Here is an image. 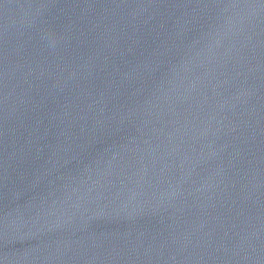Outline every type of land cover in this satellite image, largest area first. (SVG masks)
<instances>
[{
  "label": "water",
  "instance_id": "water-1",
  "mask_svg": "<svg viewBox=\"0 0 264 264\" xmlns=\"http://www.w3.org/2000/svg\"><path fill=\"white\" fill-rule=\"evenodd\" d=\"M0 264H264V0H0Z\"/></svg>",
  "mask_w": 264,
  "mask_h": 264
}]
</instances>
